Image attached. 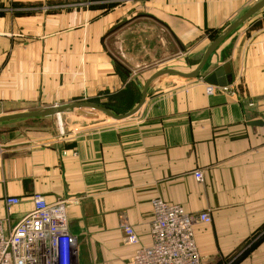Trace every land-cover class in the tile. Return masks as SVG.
I'll list each match as a JSON object with an SVG mask.
<instances>
[{"label": "crops", "instance_id": "1", "mask_svg": "<svg viewBox=\"0 0 264 264\" xmlns=\"http://www.w3.org/2000/svg\"><path fill=\"white\" fill-rule=\"evenodd\" d=\"M259 1L0 0V116L105 102L129 88L139 93L154 65L173 57L192 71L212 34ZM227 63L228 89L209 94L205 76ZM158 82L140 111L123 121L70 113L65 121L52 116L48 130L41 127L48 121L0 124L6 231L33 209L35 194L76 201L67 214L78 264H128L133 247L124 243L120 222L127 218L149 244L155 198L190 213L211 210V223L195 226L203 264H222L243 232L262 229L264 7L213 53L201 77ZM11 196L21 202L9 210ZM79 206L90 207L104 231L81 247L71 225ZM100 238L116 251L93 254ZM253 262L264 264V249Z\"/></svg>", "mask_w": 264, "mask_h": 264}, {"label": "built area", "instance_id": "2", "mask_svg": "<svg viewBox=\"0 0 264 264\" xmlns=\"http://www.w3.org/2000/svg\"><path fill=\"white\" fill-rule=\"evenodd\" d=\"M227 90L228 86H207V92ZM264 131V125H263ZM197 180L203 172L195 171ZM8 209L18 205V197L5 199ZM33 209L10 230L0 219V264H78L77 238L69 229L67 206L70 200L49 202L42 194L32 199ZM151 242L142 244L135 227L123 218L120 228L133 247L130 264H203L196 242L195 226L211 221V210L190 213L181 205L162 198L152 201Z\"/></svg>", "mask_w": 264, "mask_h": 264}, {"label": "water", "instance_id": "3", "mask_svg": "<svg viewBox=\"0 0 264 264\" xmlns=\"http://www.w3.org/2000/svg\"><path fill=\"white\" fill-rule=\"evenodd\" d=\"M264 7V0H260L244 14L238 17L236 20L226 26L210 43L205 52L201 55V61L198 66L190 72H183L174 68H161L154 72L143 85L140 86V95L137 104L130 110L117 114L110 108L95 103L92 101H74L67 104H54L44 108L35 110H25L12 112L0 116V124L24 121L28 119H41L52 116H61L62 114L71 113L86 118L105 117L111 118L115 121H123L133 117L142 108L146 101L149 90L155 86H158L160 82L154 84L155 81L164 76H174L184 79H195L202 76L206 65L209 62L213 53L223 44V42L241 25L254 16ZM205 80L208 84L214 86L225 87L232 82L231 66L225 64L222 67L217 68L212 73L205 76Z\"/></svg>", "mask_w": 264, "mask_h": 264}, {"label": "rangeland", "instance_id": "4", "mask_svg": "<svg viewBox=\"0 0 264 264\" xmlns=\"http://www.w3.org/2000/svg\"><path fill=\"white\" fill-rule=\"evenodd\" d=\"M218 33H219V31L214 32L208 41H212ZM189 49H191V47H189ZM197 57L198 56H195L194 59H192V60H196ZM179 58L177 59V57H173V58L168 59L166 61H159L154 65L155 66L154 68L158 70L161 68L173 67L174 69H177V70H180L183 72H190L191 67L186 66L185 63H180L181 61ZM162 78H167V79L176 80V81L182 80V78L174 77V76H164ZM162 78H160V79H162ZM138 97H139V95L133 97L135 99V103L137 102ZM103 99H105V98H103ZM106 99L109 101L110 96H108ZM93 100H99L100 101V98H94ZM82 101H87V99H83ZM120 103H122V101ZM121 107H123V106H121ZM68 114H70V113L62 114L61 116H57V117L55 116L54 118H57L58 122L60 120L65 121L67 116H69ZM72 115L78 116L75 114H72ZM51 118L52 117L41 118V119H28L25 121H30V122L25 123V121H24V126L38 127L39 125L38 126H31V125L37 121L38 122L48 121L49 124H47L45 126H41V127H46V129L48 130V128H47L48 126H49V128H52L53 123H52V121H50ZM95 119H105V120H109V122H111L113 120L111 118H105V117H101V118L97 117ZM72 201L76 202L75 200H72ZM72 201L70 200L71 203H73ZM75 208L71 207L69 210L75 209ZM76 209L78 210L79 214H80V212H81V214H80V216L78 215L79 217L77 216V219H75L73 221V223H71V225H72V228L75 231V233L78 235L79 246L81 247L82 244H83V246H85L84 242L89 241V238L92 239V238H94L93 237L94 235L104 234V231L101 230V228L98 224L100 220L97 219L93 214H91V208L90 207L79 206ZM80 209H81V211H80ZM85 221H86V223H85L86 226H84V223H83ZM211 221H212V216H211ZM211 221L209 223H211ZM93 227H95L96 230H91V228H93ZM243 234H244L243 241L240 243V245L235 246L233 248L231 254H229L226 257H223V260H221V262L223 261L222 264H245V263L246 264H258V263L253 262V257L261 254L262 250L264 249V248H262V246L264 244V226L262 229L255 230L252 232H243ZM123 241H124V243L127 244L124 237H123ZM90 248L91 247H88L89 250H91ZM92 249H95V250H93V254L95 252H97L96 253L97 255H99V253L101 251H104L105 253H107V251H108V253L110 252V254H112L113 251H116L115 248H110V246L106 242V240L101 239V238H100V242L95 244L94 248L92 246ZM128 264H130V258L128 260Z\"/></svg>", "mask_w": 264, "mask_h": 264}, {"label": "trees", "instance_id": "5", "mask_svg": "<svg viewBox=\"0 0 264 264\" xmlns=\"http://www.w3.org/2000/svg\"><path fill=\"white\" fill-rule=\"evenodd\" d=\"M138 95H140V92L137 93L132 88H129V90H127L126 92H124L122 94L110 96L109 101L100 102L99 100H92V102L102 104V105L110 108L111 110H113L115 113L120 114V113H123V112L130 110L131 108H133L137 104L139 97H138V100L136 103H135V99L133 97L138 96ZM121 101H122V103H120ZM121 106H123V107H121Z\"/></svg>", "mask_w": 264, "mask_h": 264}]
</instances>
